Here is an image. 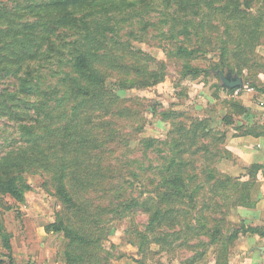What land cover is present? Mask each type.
Wrapping results in <instances>:
<instances>
[{
	"label": "rangeland",
	"instance_id": "374dc122",
	"mask_svg": "<svg viewBox=\"0 0 264 264\" xmlns=\"http://www.w3.org/2000/svg\"><path fill=\"white\" fill-rule=\"evenodd\" d=\"M35 1L40 2L0 0V27L3 28L0 33L9 32V35H4L6 42L0 46L1 53L13 40L23 36V23L51 17L52 8L38 14L35 10L30 13L29 9L33 6L31 2ZM98 1V12L86 17L88 27L94 29L99 21L108 16L111 17L113 30L103 32L107 35V47L99 50V53L110 50V56L103 55L94 64L104 74V85L116 96L104 100L100 107L89 109L87 106H90V103H86L81 109L84 117L81 116L79 123L82 125L84 121L86 126L91 124L89 130L96 137H105V132H109L108 127L115 131V136L110 137L102 147L103 158L112 167L114 179L111 183L114 188L109 198L101 194L94 198L87 197L85 193H81L79 198H84L89 204L93 215H100L104 219L97 225L93 221V215L84 222L78 220L76 212L66 208L54 194L48 172L42 169L25 171L22 176L30 188L24 192L22 199L0 193V255L5 260L1 264H9L6 257L8 254L14 264H34L37 258L35 254L52 241L59 243L54 259L62 260L65 264H75L68 262L66 252H79V249L68 244L62 231L47 229V226L54 222L72 227L88 236L100 237L96 251L99 256L105 254V258L102 256L100 262H97V259L92 257L86 264H186L191 260V255L202 252L201 258H211L215 253L216 244L209 241L210 229L195 231L183 227L176 239L168 236V243L156 242L157 236L161 238L170 231V227L166 221L149 225L150 214L159 207H178L177 202L160 203L156 190L159 189L156 185L159 175L156 171L160 164H166L170 156L167 136L175 122L189 128L195 119L210 120L212 136H199L195 144L192 143L191 137L184 139L183 146L188 151L182 154V158L187 161L183 173L194 175L190 186L193 183H206V192L199 191L196 198L197 203L201 205L203 196H211L208 201L211 202L212 209L208 214L216 220H209V226L218 224L225 233L245 224L235 218V207L242 205L239 202L243 201L236 198L237 192L217 184L213 186L214 179L205 178L206 168L225 173L218 168V163L226 153L222 151V155L214 156L204 152L200 146L207 143L210 151L222 147L224 149V135L228 126L239 121V117L244 113L241 109L242 92L251 88L253 96L263 93L264 0H214L210 5L204 0H194L195 3L191 0H125L124 3L120 0ZM227 5L230 7L226 8ZM79 15L76 16L80 20L72 24V27L49 33L47 40L55 41V45L62 42L60 47H64L67 45H64L59 36L65 41L78 38L80 35L77 34V27L84 25ZM86 29H81V33ZM112 40H116V44L110 47L114 44ZM179 46L192 52L179 55L176 53ZM223 46H226L229 52L228 61L222 60ZM46 47L44 42L43 50ZM67 50L68 48L63 50L65 55ZM6 61L3 57L1 64L5 67L0 70V108L2 112H8L10 109L15 112L12 115L0 112V154L26 144L25 137L21 136L19 123L25 120L26 115L32 114V109L28 110L26 106L30 95L16 91L17 76L21 75L22 70L14 74L12 70L15 64ZM65 62V59L58 61L54 52L50 57H40L35 62L37 70L34 72V79L39 78V86L45 87V92L56 90L52 95L55 104L62 100L59 83L63 76L62 71L67 68ZM227 63L232 65L233 72L243 77L244 86L237 87L238 94H234L235 88L221 87L217 70L225 72L230 69ZM210 66L212 68H209ZM190 67L203 68L206 71L192 74L189 73ZM148 72H155L156 76L162 75L161 79L143 85L148 80L145 77ZM118 79L126 84L133 82V85L121 87V84L117 83ZM13 94L16 96L12 97ZM61 104L70 114L72 101L65 99ZM100 113L110 120L103 127L99 122L93 126ZM149 138L154 139L152 145L146 143ZM194 146L198 149L191 153L190 150ZM201 169L204 171L201 172ZM115 188L119 189L120 195L114 193ZM240 188L242 189L236 185L234 190ZM255 190V185L247 188L251 195ZM128 197L136 198L140 204L146 202L147 207L144 204L137 205L121 213L115 209L101 210V206L105 207L109 199H113L115 204ZM180 207L185 209L187 203L183 202ZM187 213L189 217H185L184 222L190 223L194 218H198L196 212L191 209H188ZM3 235L9 240V249L5 246ZM41 235L43 237L40 239ZM220 238H223L222 235ZM40 240L43 241L41 244ZM138 245L142 246V253L139 252Z\"/></svg>",
	"mask_w": 264,
	"mask_h": 264
},
{
	"label": "trees",
	"instance_id": "16d2710c",
	"mask_svg": "<svg viewBox=\"0 0 264 264\" xmlns=\"http://www.w3.org/2000/svg\"><path fill=\"white\" fill-rule=\"evenodd\" d=\"M120 1L121 3L125 2V0ZM191 1L194 2V0ZM213 1L204 0L208 5L212 4ZM31 5L33 6L29 9L30 13L35 10L38 14L48 8H52L51 17L49 19L40 18L35 21L23 23L21 29L23 36L13 40L9 44L5 50L9 53L5 51L0 52V70H4L5 67L4 64H1L3 57L7 59L6 62L15 64L12 70L14 74L20 69L22 70L21 75L17 76L18 86L16 91L18 93L24 92L27 96L30 95L28 96L30 100L26 101L28 103L26 106L28 110L32 109V114L26 115L24 117L25 120L19 123L22 133L21 136L25 137L24 141L26 144L7 151L5 154H0V193L22 199L24 192L30 188V185L22 175L25 171L42 169L50 175L49 177L55 191L54 194L59 197L66 208H71L76 212L75 215H77L78 220L81 219L84 222V220L90 219L93 214L89 204L85 202L84 198L80 199L79 195L85 193L87 197L94 198L98 194H101L109 198L110 192L114 188L111 183L114 179L112 167L103 158L102 147L110 137L113 138L115 136V131H111V128L108 127L109 132H105V137H96L89 130L91 124L86 126L87 123L84 121L82 125L79 123L81 116L84 117L81 114V109L86 103H90V106H87L89 109L100 107L104 100L116 96L111 89L104 85V74L94 64L103 55L110 56V50H104L105 52L103 53H99V50L102 47L106 49L105 37L107 35H104L103 32L105 30L112 31L113 25L110 22L111 17L107 16L103 21H99L98 26L94 29L88 27L86 17L98 12V5H100L98 0H40V2H31ZM225 7L228 8L230 6L227 5ZM77 14H80L79 16L84 24L78 25L77 27V34L80 36L72 41H65L63 37H58L62 39L61 41H64V45H67L64 46L66 49L68 48L67 55H65L63 52L65 48L63 46L60 47L63 45L62 42L59 45H55V41L47 40V38L51 32L72 27V24L80 20L77 18ZM11 21L14 22L12 19ZM85 27L87 29L81 33V29ZM2 30L3 28L0 27V31ZM4 35H9V32L0 33V46L6 42V36ZM13 37L15 38L16 35L14 34ZM44 42L47 45L45 50H43ZM115 42L116 40H112L114 44L110 45V47L114 46L116 44ZM226 51V46H223L221 56L222 60L228 61L229 52L227 51L228 53H226ZM53 52L56 54L58 61H62V59L66 60L65 64L67 68L62 71L63 76L60 78L61 82L59 85L62 89V100L70 99L72 101V104H70V114L67 113L64 105L61 104L62 100L55 104L52 95L56 90L54 92H45L46 88L39 86L40 81L37 80L39 78L34 79V72L37 70V64L35 62L40 57H50L53 55ZM191 52V50H186L183 46H179L176 51L179 55L189 54ZM227 65L231 69L232 65L230 63H227ZM209 68L212 67L210 66ZM189 69V73L192 74H199L202 71H206V69L196 67H190ZM154 73H147L145 77L148 80L143 85L151 84L161 79L162 75L156 76ZM118 81L117 83L121 84V87L133 85V82L126 84L121 79H118ZM36 96L42 97L37 98ZM32 97H36V99ZM241 109L244 113L247 111V108L242 104ZM0 112L2 114L9 113L12 115L15 110L10 109L8 112H2L0 108ZM96 118L98 121L93 126L99 122L103 127L110 120L106 119L105 115L101 113ZM60 119H64V121H59ZM227 122H231V120H227ZM174 125L172 127L173 129L169 130L167 136L170 144V156L165 165L160 164L157 167L156 172L159 176L157 177L156 185H158L159 189L156 190L159 193L160 203L165 202L170 204L177 202L178 207L169 205L153 210L149 216L148 223L149 225H153L157 222L161 223L166 221L168 227H170V231L165 233V235L163 234L161 238L157 236L156 242L158 243L167 242L168 236L175 237L176 239L178 234L183 230V227L195 231H209L210 229L211 238L209 241L216 244L214 253L215 264H226L229 246L239 233L257 232L264 234V232L257 226L253 227L246 224L239 226L242 227L241 229L238 227L225 233H223L218 224L209 226V220H216V218L208 214V211L212 209V204L208 201L211 196L205 195L202 198L201 205L197 203L196 195L199 191L206 192V183H193L190 186L194 175L191 173H183L184 165L187 161L182 158V154L188 151L183 146L185 144V138L189 139L187 137H191L192 143L195 144L199 136H212L213 128L210 125V120L206 118L195 119L189 128H184L183 125H177L176 122ZM239 129L256 132L255 130L260 129V127L252 125L246 129H242V127ZM260 130L263 132V128ZM153 141V138H149L146 140V143L152 145ZM197 149L198 147L194 146L190 152L195 153ZM200 149L214 156H217V154L218 156L222 155V151L226 153L224 157H227L229 154L223 147L210 151L211 149L207 143L201 144ZM203 171L201 169V172ZM216 174L218 176H215ZM205 178L206 180L214 179L213 186L217 184L227 190L231 189L237 192L236 198L243 199V201L239 202L243 205H251L255 201L252 198L251 192H247V188L250 185H255L254 182H240L230 175L216 171L213 168L205 169ZM236 185H239L242 189L234 190ZM207 191L209 190L207 189ZM114 193L120 195L119 189L115 188ZM107 202L108 204L105 207L101 206L102 211L115 209L121 213V211L134 208L137 205L144 204L147 207L146 202L143 201L141 202L143 204H140L134 197H128L125 200L122 199V201L115 204L113 199H109ZM183 202L187 203L185 209L180 207ZM188 209L193 210L198 215V218H194L190 223L184 222V218L189 217L187 215ZM93 216V221L96 225L100 223L101 219H104L100 215ZM47 229L62 231L68 244L74 245L79 249V252H66L69 263L86 264L92 257H95L97 262H100L102 256L103 259L105 258V254L99 256V253L96 251V246L101 241L99 236H88L72 227H66L55 222L49 224ZM221 235L223 238H220ZM2 238L5 246L9 249L11 246L8 238L5 235ZM171 239L174 240L173 238ZM128 241L132 243L131 240ZM137 247L139 252L142 253V246L138 245ZM202 254L203 252L191 255V260L187 264L201 258ZM6 257L10 264H14L10 254ZM4 261L0 255V264L4 263Z\"/></svg>",
	"mask_w": 264,
	"mask_h": 264
},
{
	"label": "crops",
	"instance_id": "0c3cea01",
	"mask_svg": "<svg viewBox=\"0 0 264 264\" xmlns=\"http://www.w3.org/2000/svg\"><path fill=\"white\" fill-rule=\"evenodd\" d=\"M238 93L239 91L236 94ZM252 93L253 90L242 92V103L247 111L239 117V121L228 126L223 146L229 154L219 161L218 168L240 182L255 183L256 190L252 194L255 201L251 205L242 204L235 207V218L242 220L246 225L257 226L264 232V90L263 93L254 96ZM252 125L263 128V132L260 129L255 130L256 132L239 129L240 127L246 129ZM42 237L41 235L40 239ZM42 242L40 240V244ZM261 246H264V234L239 233L229 246L226 264H264V249ZM58 248V241H52L35 254L36 262H33L34 260L32 262L65 264L53 257ZM29 253L34 256L32 251ZM189 264H215V257L213 255L211 258H199Z\"/></svg>",
	"mask_w": 264,
	"mask_h": 264
},
{
	"label": "water",
	"instance_id": "95a60500",
	"mask_svg": "<svg viewBox=\"0 0 264 264\" xmlns=\"http://www.w3.org/2000/svg\"><path fill=\"white\" fill-rule=\"evenodd\" d=\"M217 73L223 88L233 89L244 85L243 77L236 72H232L231 69H227L225 72L217 70ZM261 248L264 249V246H261Z\"/></svg>",
	"mask_w": 264,
	"mask_h": 264
},
{
	"label": "built area",
	"instance_id": "2783aa9c",
	"mask_svg": "<svg viewBox=\"0 0 264 264\" xmlns=\"http://www.w3.org/2000/svg\"><path fill=\"white\" fill-rule=\"evenodd\" d=\"M243 86H244V85H243ZM246 90H251V88H246ZM238 91H239V88H235V89L233 90L234 94H236Z\"/></svg>",
	"mask_w": 264,
	"mask_h": 264
}]
</instances>
